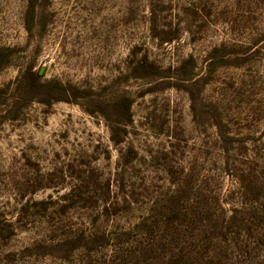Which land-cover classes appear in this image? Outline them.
<instances>
[{"label": "rangeland", "instance_id": "374dc122", "mask_svg": "<svg viewBox=\"0 0 264 264\" xmlns=\"http://www.w3.org/2000/svg\"><path fill=\"white\" fill-rule=\"evenodd\" d=\"M32 4L0 0V264H264V0Z\"/></svg>", "mask_w": 264, "mask_h": 264}, {"label": "trees", "instance_id": "16d2710c", "mask_svg": "<svg viewBox=\"0 0 264 264\" xmlns=\"http://www.w3.org/2000/svg\"><path fill=\"white\" fill-rule=\"evenodd\" d=\"M31 2V7L33 6L32 2H35V0H29ZM218 54L219 56H224L226 55L225 51H215L213 52V56ZM8 55V51L6 49L0 48V58L6 57Z\"/></svg>", "mask_w": 264, "mask_h": 264}]
</instances>
